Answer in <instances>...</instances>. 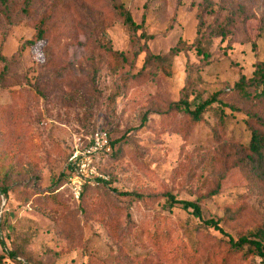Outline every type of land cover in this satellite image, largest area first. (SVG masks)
<instances>
[{"label":"rangeland","instance_id":"obj_1","mask_svg":"<svg viewBox=\"0 0 264 264\" xmlns=\"http://www.w3.org/2000/svg\"><path fill=\"white\" fill-rule=\"evenodd\" d=\"M116 3L142 27L111 0H0V252L27 264H262L242 252L216 262L223 234L204 223L219 219L234 237L264 226L247 114L214 103L192 123L177 102L194 109L221 91L264 113L263 85L246 99L233 89L264 60V0ZM203 9L207 57L194 44ZM229 11L228 35L213 36ZM42 19L46 39L27 45ZM100 128L116 140L101 163L109 180L78 198L67 158ZM168 193L198 202L201 217Z\"/></svg>","mask_w":264,"mask_h":264},{"label":"trees","instance_id":"obj_2","mask_svg":"<svg viewBox=\"0 0 264 264\" xmlns=\"http://www.w3.org/2000/svg\"><path fill=\"white\" fill-rule=\"evenodd\" d=\"M1 1L6 3V0H1ZM111 3L115 8V10H117L124 17L125 23L129 26L130 29L137 30L140 27H142V24H138L135 22L131 12L124 5L116 3V0H111ZM201 12L202 14L198 28V36L195 39L194 44L198 52L204 54V56L207 57V52L202 47V41H201V36H202L201 28L203 24V14L205 12V9H203ZM233 23H234V13L232 11H229L226 22L222 24L220 27L212 29L211 34L213 36L225 37L228 35ZM47 34H48V29L46 28V21L42 19L37 26V32L35 37L30 40H27L26 44L35 45L40 41H44L47 37ZM2 58L5 61L8 60L7 57L5 56H3ZM152 58L160 59L162 57L160 55H156V56H152ZM262 85L264 92V60L257 63L253 77L247 78L244 75H242L240 80L235 83L233 89L238 93H240L246 99L250 96L249 93L255 87H260ZM221 94H222L221 91L215 92L209 98H207L199 105H197L194 109L191 108L189 101L185 99H181L180 101H178L177 106L178 108L183 107L184 111L189 114L192 123H197L198 121L202 120L203 114L214 103H219L223 107H230L234 110L243 111L248 116L247 124L249 129L251 130V141L247 149L248 160L251 164H253V166L257 170H264V113L258 112L255 109V107L254 108L248 107L246 103L242 105L240 103L238 104L237 102L224 101L220 96ZM145 118L146 117H144V119ZM100 129L94 130L90 135H92L95 131ZM110 138L113 146L112 152L109 155L104 156L101 159V163L106 161L105 158L107 159L108 157H112L116 150L115 149L116 140L113 139L111 134H110ZM72 152L73 150L68 155L66 167H65V179H66L65 185L69 189H71V187L68 179V175H69L68 159L72 154ZM101 163H100V169H101ZM89 187H99V186H93L90 183H86L84 186V190H86ZM121 194L128 196L130 198H137V199H141L143 197L141 193L133 192V191H124ZM0 196H2V198H7L9 196V186L0 187ZM167 196L171 206H173L176 203H182L185 205V208H192L195 215L201 217L202 208L198 202L177 199L175 195H173L172 193H168ZM204 223L206 226L213 227L214 229L220 231L223 234V237L220 239V248L225 249V250H221V253L222 251L226 252L225 255L222 254L225 257V259H221L215 256L216 262H219L220 260L228 261L230 258H232L233 260L234 257H237L236 255L238 253L242 252L240 255L242 259H247L255 256V257H259L261 263L264 264V226L260 227L254 232L244 234L240 237H234L231 233L227 232L221 226L219 219L209 218L204 220ZM7 256L11 259H14L18 264H27V262L21 259L16 249H8L6 247H5V252L3 253L0 252V264H5V260Z\"/></svg>","mask_w":264,"mask_h":264},{"label":"built area","instance_id":"obj_3","mask_svg":"<svg viewBox=\"0 0 264 264\" xmlns=\"http://www.w3.org/2000/svg\"><path fill=\"white\" fill-rule=\"evenodd\" d=\"M112 149L110 133L106 129L95 131L84 144L73 149L68 159V179L76 197H80L86 183L100 186L109 180L105 171L100 169V163Z\"/></svg>","mask_w":264,"mask_h":264}]
</instances>
